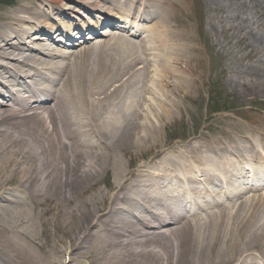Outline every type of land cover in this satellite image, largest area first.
<instances>
[{
  "label": "bare ground",
  "instance_id": "1",
  "mask_svg": "<svg viewBox=\"0 0 264 264\" xmlns=\"http://www.w3.org/2000/svg\"><path fill=\"white\" fill-rule=\"evenodd\" d=\"M16 2L0 12V264H264V186L240 182L263 178L264 124L162 137L203 84V8L210 32L245 45L232 79L264 94V0ZM133 15L140 32L57 41L60 20Z\"/></svg>",
  "mask_w": 264,
  "mask_h": 264
},
{
  "label": "rangeland",
  "instance_id": "2",
  "mask_svg": "<svg viewBox=\"0 0 264 264\" xmlns=\"http://www.w3.org/2000/svg\"><path fill=\"white\" fill-rule=\"evenodd\" d=\"M16 3V0H0V12L11 10ZM207 16L203 8L201 25L193 29L204 52L203 84L185 100L183 108L176 111L169 125L163 129L162 137L171 145L187 143L193 137L201 141H207L205 138L210 141L221 138L227 142L228 136L242 138L250 134L240 130V127L252 126L251 123L264 124V94L258 92L252 95L246 91L248 87L243 84L242 78L239 77L242 81L232 79L243 65L251 62L245 58L247 50L244 43L237 42L235 38L229 42L223 33L210 32ZM190 19L195 23L198 17L193 13ZM222 45L226 49H222L221 54L218 50H221ZM219 129H228L229 132H219ZM108 180L104 179L103 185H107ZM260 193L252 192L254 196ZM56 236L59 238L58 234ZM57 237L50 236V240ZM5 263L9 264L8 261Z\"/></svg>",
  "mask_w": 264,
  "mask_h": 264
}]
</instances>
